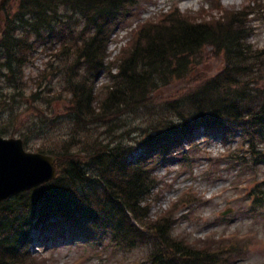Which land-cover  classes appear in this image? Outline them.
<instances>
[{
    "label": "trees",
    "instance_id": "obj_1",
    "mask_svg": "<svg viewBox=\"0 0 264 264\" xmlns=\"http://www.w3.org/2000/svg\"><path fill=\"white\" fill-rule=\"evenodd\" d=\"M131 1L6 0V18L0 31V78L7 79L11 89L20 93L24 66L31 54L48 40H64L57 51L65 54L67 48H73L78 63L71 76L69 116L74 127L85 126V132L94 123L110 126L120 122L122 114L149 106L153 89L167 83L168 77H186L195 64L193 58L205 46L222 51L225 68L182 97L162 104L163 111L171 116L153 124L148 137L135 148L140 150L136 159H132L135 149L121 139L91 146L86 142L80 150L84 155L75 152L74 140L66 141L59 152L55 150L60 170L55 180L0 203V264H32L25 261L29 231L52 216H60L66 225L71 223L87 235L110 229L112 241L120 248L135 244L133 239L142 238L140 229L147 228L157 242L158 264H200L208 255L174 239L168 219H141L142 204L152 188L149 162L157 157L169 159V153L200 127L237 128L264 136V99L258 101V86L263 80L244 74L252 52L236 16H211L212 21L206 18L191 23L172 15L163 23L140 28L133 46L120 60L118 72L112 74L106 97L95 105V87L88 81L107 69L112 28L127 13ZM9 2L14 3L15 11L12 5L8 8ZM62 8L67 9L61 12ZM73 13L80 18L73 19ZM67 75H71L70 70ZM40 151L54 154L53 150Z\"/></svg>",
    "mask_w": 264,
    "mask_h": 264
},
{
    "label": "rangeland",
    "instance_id": "obj_2",
    "mask_svg": "<svg viewBox=\"0 0 264 264\" xmlns=\"http://www.w3.org/2000/svg\"><path fill=\"white\" fill-rule=\"evenodd\" d=\"M4 3L0 0V25L6 18ZM11 5L15 11L13 2H9L8 8ZM126 11L112 28L107 69L88 81L95 87V105L106 97L113 83L112 74L118 72L120 60L133 46L140 28L163 23L171 15L187 18L191 23L206 18L212 21L210 16H236L241 28H245L246 43L252 52L244 74L263 80L258 86L261 95L258 101L264 99V0H132ZM240 12L245 14L242 16ZM77 17L80 18L72 14L73 19ZM76 36L73 33L71 44ZM63 41L48 40L45 48L39 45L31 54L24 66V87L19 88L20 93L11 89L7 79L0 78V93L4 92L0 95V132H6L7 137H22L30 151L53 150L55 154L66 141L74 140L75 152L84 155L80 150L86 142L91 146L94 142L120 139L135 149L148 137L153 124L171 116L163 111L162 104L182 97L189 89L221 73L226 65L221 50L205 46L193 58L195 64L189 67L186 77H168L167 83L153 89L149 106L122 114L120 122L110 125L114 128L99 122L84 132L86 127H74L69 116L71 76L78 63L73 48L65 47V54L57 51ZM68 70L71 75H67ZM221 133L197 130L186 144L182 143L183 148L169 153V159L160 161L157 157L149 162L152 188L142 204L141 219L145 222L168 219L176 240L193 251L208 254L200 264H264V136L250 135L249 131L237 128L223 136ZM134 154L133 159L140 155ZM146 229H140L142 238L133 239L135 244L119 248L111 241L110 229L103 230L100 238H94L76 228H70L63 236L53 228H37L30 233L31 244L25 251V261L158 264L157 242Z\"/></svg>",
    "mask_w": 264,
    "mask_h": 264
},
{
    "label": "water",
    "instance_id": "obj_3",
    "mask_svg": "<svg viewBox=\"0 0 264 264\" xmlns=\"http://www.w3.org/2000/svg\"><path fill=\"white\" fill-rule=\"evenodd\" d=\"M55 157L27 151L19 137L0 135V201L54 179Z\"/></svg>",
    "mask_w": 264,
    "mask_h": 264
},
{
    "label": "bare ground",
    "instance_id": "obj_4",
    "mask_svg": "<svg viewBox=\"0 0 264 264\" xmlns=\"http://www.w3.org/2000/svg\"><path fill=\"white\" fill-rule=\"evenodd\" d=\"M231 2H233V1H236V0H230ZM57 234H62V236L64 235V234H66L67 235V233L66 232H58Z\"/></svg>",
    "mask_w": 264,
    "mask_h": 264
}]
</instances>
